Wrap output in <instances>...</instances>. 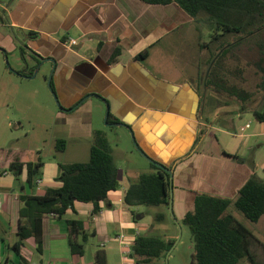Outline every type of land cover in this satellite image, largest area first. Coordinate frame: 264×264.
<instances>
[{"label":"crops","instance_id":"crops-1","mask_svg":"<svg viewBox=\"0 0 264 264\" xmlns=\"http://www.w3.org/2000/svg\"><path fill=\"white\" fill-rule=\"evenodd\" d=\"M0 11L6 20L5 24L0 23V47L9 55L23 47L25 56L34 61V65L23 61L14 68L16 73L11 72L12 76L4 73V79L12 83L17 78L29 79L26 77L29 75L18 74L28 73L38 66L32 58L33 53L56 62L52 80L55 92L61 106L67 110L62 111L74 113L72 119L58 116L59 120H64L62 124L70 126L67 141L57 139L67 142L64 153L74 145L84 154L83 163L90 159L93 133L104 131L95 123L94 104L90 99L105 102L92 97L70 110L85 96L98 94L110 104L112 114L132 128L137 143L150 158L168 168L182 159L174 167L173 175V214L181 230L169 215V207L163 206L150 214L138 212L140 207L130 208L124 203L129 186L141 174L155 171L146 158L143 164L135 156L131 158L130 168L121 169L113 149L120 188L100 204V212H94L93 204L76 202L75 212L69 211L61 218L46 216L43 252L37 251L33 239L24 241L21 254L26 264H94L99 250L105 251L108 264H137L131 256L136 238L181 239L182 220L194 209L197 195L235 200L251 176L256 175L264 181V121L256 119L255 109L241 108L238 101L206 86L209 61L204 73L200 72V67L194 68V72L186 65L169 64L175 60V54L177 57L181 54L179 51L171 53L176 44L171 47V41L166 42V39L182 21H194L178 6H153L141 0H0ZM30 33L39 36L30 38ZM119 47L121 54L110 64ZM145 50H148L147 57L138 60L137 56ZM47 63L53 69V63L44 64ZM188 72L196 74L192 81H189ZM100 105L96 104L97 108L100 109ZM205 129L218 132L213 142L216 147L206 139ZM200 131L203 138L196 153L186 157ZM123 135L126 142V134ZM73 150L75 153L76 149ZM126 153L127 144L123 149V154ZM1 154L4 151L0 149ZM225 154L237 156L243 162ZM66 155L55 163L43 160L42 176L36 189L26 193L43 195L49 188L60 187L61 164L78 163L69 161ZM15 156L11 159L0 157V264H23L11 250L19 241L17 230L22 206L19 198L24 194L22 188L26 182V175L16 180L6 171ZM146 214L151 215V221H146ZM157 214H164L165 220L155 222ZM71 220L82 221L89 235L83 256L70 251L68 221ZM237 220L264 242V216L258 223L247 220L253 226ZM162 261L167 264L166 260L151 264H162Z\"/></svg>","mask_w":264,"mask_h":264},{"label":"trees","instance_id":"trees-1","mask_svg":"<svg viewBox=\"0 0 264 264\" xmlns=\"http://www.w3.org/2000/svg\"><path fill=\"white\" fill-rule=\"evenodd\" d=\"M153 6L176 5L192 20L205 24L213 32V53H210L206 86L217 94L238 101L242 105L251 104L259 94L264 100V0H141ZM0 23L5 24L0 11ZM39 34L30 33V38ZM213 43V42H211ZM210 43V44H211ZM201 46L207 47L204 43ZM215 47V48H214ZM20 55L26 60L25 51L20 47ZM5 57L9 53L0 47ZM119 47L113 53L112 64L121 54ZM145 50L137 56L144 60ZM32 58L39 64L38 56ZM36 67L28 73L33 75ZM252 81V86L247 87ZM52 88L55 91L54 84ZM257 120L264 121V111L254 110ZM109 124L124 123L110 113ZM203 138L199 132L190 157L197 151ZM56 151L64 152L65 140L56 141ZM227 155V154H225ZM239 162L243 159L227 155ZM182 159L173 163L170 170ZM155 171L141 174L132 183L124 196V203L130 208L169 207L170 175L156 163H150ZM44 162L39 156L32 160L24 152H19L9 163L7 172L16 180L26 175L20 196V225L17 230L19 241L11 248L26 264L21 254L24 241L33 239L39 253L43 252L44 218L55 215L59 218L67 212H75L76 202L93 204L94 212H100V204L106 202L110 193L120 188L119 169L113 157V149L104 131L93 133L90 159L87 163L61 164L60 187L49 188L43 195L27 194L33 192L41 179ZM241 212L251 223H258L264 216V181L256 175L251 176L239 190L235 200L214 197L207 194L197 195L194 209L186 214L182 224L189 227L194 251L190 264H264V242L239 222L230 212V207ZM165 220L164 214H157L155 222ZM89 235L84 231L80 220L68 221V242L73 255L83 256L84 243ZM176 241H166L158 237L139 236L134 241L131 256L137 264H151L166 260ZM94 264H108L104 250L96 252Z\"/></svg>","mask_w":264,"mask_h":264},{"label":"rangeland","instance_id":"rangeland-1","mask_svg":"<svg viewBox=\"0 0 264 264\" xmlns=\"http://www.w3.org/2000/svg\"><path fill=\"white\" fill-rule=\"evenodd\" d=\"M183 14L188 16L184 12ZM177 20L178 17L175 16V21ZM167 40L172 42V44L169 42L171 47L176 44V48L170 50L171 53L172 51L174 53H178L179 51L181 54L179 57L175 54V60L169 63L170 65L175 63L176 65H186L189 70L194 72L196 68L200 67L201 73L207 70V63L210 60L209 55L213 53L212 46L215 44L216 47V42L213 40V32H211L205 24L195 21H182V25L179 24L178 29L166 39V42ZM204 43L207 47L201 46ZM25 57L28 63L31 62L34 65V61L29 59L30 56ZM8 62L13 70L14 68H18L19 65H22L23 60L20 55V50L15 54H10L8 56ZM167 62H165V65ZM209 66L210 64H208V69ZM11 72L12 71L7 66L6 57L0 52V149L4 151V154H1L0 157L4 158L5 156L11 159L19 151L25 150L36 157V159L38 156H41L42 160L49 163L61 161L66 154L69 161L83 163L81 160L84 154L78 151V148L74 147V145L69 146L68 153L57 152L55 148L57 139H65L67 141L70 130V126L62 124L65 122L63 119L59 120L58 116L61 114V116H63L62 118L72 119L74 113H66L61 110L53 92L48 86V79L52 72V66L49 63L44 64L34 79L23 80L17 78L14 83L3 78L4 73L8 74V76H12ZM194 72H188V75L191 77L189 81H192V77H196ZM251 86L252 81L248 83L247 87L250 88ZM36 91L40 93L37 94ZM90 100H92L90 102L94 104L95 123L97 127L107 133L121 169L126 170L133 165L131 161L132 156H135L143 164H146V159L135 150L132 135H130L131 133L127 129L123 127L107 126L105 122L106 104L99 103L100 101L94 98ZM96 104H101L100 109L97 108ZM245 106L243 107L242 105L240 107L264 111L263 96L259 94L256 100ZM205 130V134L207 135L206 139L209 140L208 142H210L213 147H216L217 145L215 143L213 144V142L216 141L218 132L208 129ZM128 132L129 137L127 136ZM123 134H126V142ZM125 144L128 145V153H126V155L123 154ZM74 148L76 149L75 156H73L75 154ZM161 208H163V206L140 207L138 212H149L152 214V212H157V210H161ZM229 210L234 211L231 213L237 219L245 221L250 226H253L251 223H248L241 212L235 209L234 205H232ZM150 218L151 215L146 214V221H151L152 219ZM167 220L170 222V219ZM182 230V238L178 241L170 257V264H190L192 261V254L194 251L192 234L189 227L186 225L182 226ZM162 264L165 263L162 261Z\"/></svg>","mask_w":264,"mask_h":264},{"label":"water","instance_id":"water-1","mask_svg":"<svg viewBox=\"0 0 264 264\" xmlns=\"http://www.w3.org/2000/svg\"><path fill=\"white\" fill-rule=\"evenodd\" d=\"M38 59H39V61H40V63L38 64V66L36 67V69H35V71H34V73H33V75H31V76H26L27 78H29V79H34L36 76H37V74H38V72H39V70H40V68H41V66H42V64H44V63H46V62H51V63H53V69H52V72H51V74H50V76H49V79H48V86H49V88H50V90L53 92V94H54V96H55V98H56V100H57V102H58V105H59V107L61 108V110H64V111H67V110H65L62 106H61V104H60V100H59V98H58V95H57V93L53 90V88H52V80H53V75H54V71H55V68H56V62H55V60L54 59H51V58H41V57H38ZM6 62H7V66L9 67V69L12 71V72H15L12 68H11V66H10V64H9V62H8V57H6ZM16 73V72H15ZM18 74V73H17ZM19 75V74H18ZM92 97H97V98H99V99H101V100H103L104 102H105V104H106V106H107V110H106V115H105V122H106V124H107V126H110V125H113V126H122V127H125V128H128L129 129V131H130V133H131V135H132V139H133V143H134V146H135V149L144 157V158H146L150 163H156L159 167H161L162 169H164L169 175H170V177H171V188H170V203H169V210H170V214H171V216L174 218V220H175V222H177L176 221V219H175V217H174V214H173V175H174V172L172 171V170H170L168 167H166V166H164L163 164H161V163H159V162H157V161H155L154 159H152V158H150L141 148H140V146H139V144L137 143V140H136V138H135V135H134V132H133V130H132V128L129 126V125H127V124H125V123H115V124H109L108 123V119H109V116H110V113H111V106H110V104L107 102V100L106 99H104L103 97H101L100 95H98V94H89V95H87V96H85L80 102H79V104H77L73 109H71L70 111H72V110H74V109H76V108H78V106L80 105V104H83L85 101H87L88 99H90V98H92ZM177 225H178V227L180 228V230H181V226H180V224L177 222ZM181 235V234H180ZM181 237V236H180ZM180 239V238H179ZM179 239L176 241V243H175V246L171 249V251L168 253V255H167V257H166V262H167V264H169V262H168V259H169V256H170V254L173 252V250L175 249V247H176V245H177V243H178V241H179Z\"/></svg>","mask_w":264,"mask_h":264},{"label":"built area","instance_id":"built-area-1","mask_svg":"<svg viewBox=\"0 0 264 264\" xmlns=\"http://www.w3.org/2000/svg\"><path fill=\"white\" fill-rule=\"evenodd\" d=\"M247 127H249V125H247Z\"/></svg>","mask_w":264,"mask_h":264}]
</instances>
